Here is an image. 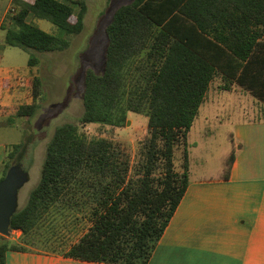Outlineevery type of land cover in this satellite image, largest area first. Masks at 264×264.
Segmentation results:
<instances>
[{
    "label": "trees",
    "instance_id": "16d2710c",
    "mask_svg": "<svg viewBox=\"0 0 264 264\" xmlns=\"http://www.w3.org/2000/svg\"><path fill=\"white\" fill-rule=\"evenodd\" d=\"M87 11L84 0H13L2 25L6 46L28 53L29 67H37L41 54L70 47ZM34 20L50 22L60 34ZM106 33L104 71H86L84 113L78 123L59 126L48 143L41 180L12 219L21 240L1 244L0 264H7L8 251L31 252L26 241L67 211L84 213L90 227L64 257L149 264L187 192L189 135L213 81L221 76L223 90L236 84L264 104V0H133L115 12ZM43 93L37 76L32 104L19 106L15 116L32 120ZM129 113L148 118L134 155L124 142L82 130L123 128ZM23 147L14 144L6 155L0 182ZM234 160L232 154L225 178Z\"/></svg>",
    "mask_w": 264,
    "mask_h": 264
},
{
    "label": "rangeland",
    "instance_id": "374dc122",
    "mask_svg": "<svg viewBox=\"0 0 264 264\" xmlns=\"http://www.w3.org/2000/svg\"><path fill=\"white\" fill-rule=\"evenodd\" d=\"M87 4L85 28L79 35L70 37V47L61 52L41 54V63L29 67V54L19 48L5 47V32L0 31V74L2 76H34L43 79V99L36 116L28 121L15 116L21 104L31 102L32 79L30 75L21 84H16L13 93L21 94V99L11 107L0 108V142H8V153L14 144L24 145L18 156V162L24 168L33 159L29 172L30 182L20 194V208L28 202L30 193L41 180L42 166L46 158L47 146L56 129L67 123H78L84 113L83 91L84 78L88 69L102 74L109 44L106 29L112 22L115 12L133 0H84ZM76 15L80 7L74 5ZM37 26L44 31L59 35V30L50 22L37 20ZM0 75V76H1ZM24 81V82H23ZM224 82L219 76L213 81L207 96L208 104L215 99V107L209 113L205 107L201 111L189 135L191 163L198 170V175H216L224 172L233 144L230 139L232 122L249 118L241 101L251 109L260 110L258 100L248 93L223 91ZM15 89V91H14ZM253 116H261L255 114ZM12 121V123H11ZM148 118L129 113L123 128H112L99 124L82 128L89 136L108 138L124 142L134 155L137 144L147 133ZM225 167V169H224ZM90 223L84 213L67 211L56 213L48 218L26 242L28 249L34 252L62 254L77 242L88 230ZM21 233H12L10 243H19ZM20 237V238H19Z\"/></svg>",
    "mask_w": 264,
    "mask_h": 264
},
{
    "label": "crops",
    "instance_id": "0c3cea01",
    "mask_svg": "<svg viewBox=\"0 0 264 264\" xmlns=\"http://www.w3.org/2000/svg\"><path fill=\"white\" fill-rule=\"evenodd\" d=\"M12 3L13 0H0V31H3L2 25ZM30 21H33L32 17ZM4 46L7 47L6 43ZM30 75L33 79L37 77L33 71ZM29 76H0V108L11 107L21 99V94L13 93L12 87L19 86L22 77L26 80ZM237 86L235 84L227 92H233L235 88L238 92ZM238 88L242 94L253 96L242 87ZM214 101L208 104L206 97L202 106L207 113L215 107ZM32 102L31 97V102L25 105ZM239 103L250 117L232 122L231 155L234 154L235 160L228 178L224 177L225 171L198 175L190 160L187 192L149 264H264V104L258 100L261 109L255 110L247 108L241 99ZM260 113L262 117L251 116ZM8 147V142H0V178ZM6 240L7 237L0 235V246ZM6 263L103 264L37 251H8Z\"/></svg>",
    "mask_w": 264,
    "mask_h": 264
},
{
    "label": "water",
    "instance_id": "95a60500",
    "mask_svg": "<svg viewBox=\"0 0 264 264\" xmlns=\"http://www.w3.org/2000/svg\"><path fill=\"white\" fill-rule=\"evenodd\" d=\"M31 176L21 163L14 164L0 182V235L9 237L13 217L21 210L20 194Z\"/></svg>",
    "mask_w": 264,
    "mask_h": 264
}]
</instances>
